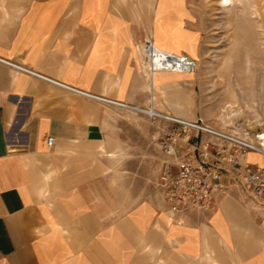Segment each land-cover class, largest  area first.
Wrapping results in <instances>:
<instances>
[{
  "label": "crops",
  "instance_id": "crops-1",
  "mask_svg": "<svg viewBox=\"0 0 264 264\" xmlns=\"http://www.w3.org/2000/svg\"><path fill=\"white\" fill-rule=\"evenodd\" d=\"M188 17L186 0H0V264H264V204L234 193L175 216L122 172L138 137L152 153L150 119L97 99L193 120L169 105L193 104L194 75L149 84L141 48L194 58L163 34L183 24L200 56Z\"/></svg>",
  "mask_w": 264,
  "mask_h": 264
},
{
  "label": "rangeland",
  "instance_id": "rangeland-1",
  "mask_svg": "<svg viewBox=\"0 0 264 264\" xmlns=\"http://www.w3.org/2000/svg\"><path fill=\"white\" fill-rule=\"evenodd\" d=\"M186 1L189 12L186 27L201 36L200 56L196 57L193 34L183 30V24H170L168 31L171 32L163 34L171 45L177 44L176 36L181 35V48H188L194 58L187 54L175 55L191 58L197 63V71L191 77L193 92L182 94L186 103L192 101L193 104H170L169 107L192 113L191 121L202 120L223 131L264 133V0H235L231 5H227L226 0ZM176 29H182L181 33ZM149 38L153 39L149 36L141 45L143 56L144 43ZM143 70L152 84L146 74L149 71ZM174 95V92L169 93V98ZM136 108L137 111H133L138 114H144L139 109H147ZM148 108L160 113L153 106ZM153 127L152 153H144V140L138 137L137 167L122 169V172H131L142 192L147 189L154 198L164 200L160 178L167 171L165 162L170 158L161 149L159 129ZM138 128L144 127L138 123ZM161 153L165 157L162 158Z\"/></svg>",
  "mask_w": 264,
  "mask_h": 264
},
{
  "label": "built area",
  "instance_id": "built-area-1",
  "mask_svg": "<svg viewBox=\"0 0 264 264\" xmlns=\"http://www.w3.org/2000/svg\"><path fill=\"white\" fill-rule=\"evenodd\" d=\"M143 53V68L151 77L156 73L195 74L197 71L195 60L162 50L152 38L145 41ZM97 99L131 109L119 102ZM132 110L136 109L132 107ZM139 111L159 129L161 149L170 158L165 162L167 171L160 178V188L172 214L212 212L218 198L234 193H239L244 201L263 206L264 167L251 164L248 155H264V133L227 132L202 120L165 115L152 108ZM53 141L50 137L48 144L52 145Z\"/></svg>",
  "mask_w": 264,
  "mask_h": 264
},
{
  "label": "bare ground",
  "instance_id": "bare-ground-1",
  "mask_svg": "<svg viewBox=\"0 0 264 264\" xmlns=\"http://www.w3.org/2000/svg\"><path fill=\"white\" fill-rule=\"evenodd\" d=\"M235 2V0H226V4L227 5H231L232 3H234ZM186 75H191V74H186ZM123 105H125V104H123ZM125 107H127V108H131L132 109V107L131 106H128V105H125ZM233 108V107H232ZM136 109V108H135Z\"/></svg>",
  "mask_w": 264,
  "mask_h": 264
}]
</instances>
